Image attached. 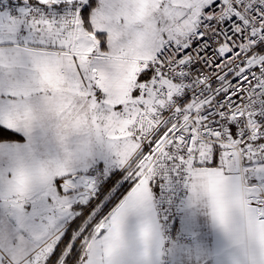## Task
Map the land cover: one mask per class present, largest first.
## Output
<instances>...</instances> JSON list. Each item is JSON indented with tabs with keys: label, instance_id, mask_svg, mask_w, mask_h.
I'll return each instance as SVG.
<instances>
[{
	"label": "snow or ice",
	"instance_id": "obj_1",
	"mask_svg": "<svg viewBox=\"0 0 264 264\" xmlns=\"http://www.w3.org/2000/svg\"><path fill=\"white\" fill-rule=\"evenodd\" d=\"M0 264H264V0H0Z\"/></svg>",
	"mask_w": 264,
	"mask_h": 264
}]
</instances>
